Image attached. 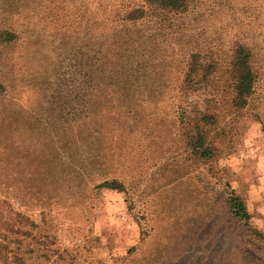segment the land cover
Wrapping results in <instances>:
<instances>
[{"label": "rangeland", "instance_id": "obj_1", "mask_svg": "<svg viewBox=\"0 0 264 264\" xmlns=\"http://www.w3.org/2000/svg\"><path fill=\"white\" fill-rule=\"evenodd\" d=\"M182 1L127 24L141 0H0V203L21 217L0 230L25 264H264V0ZM112 30L132 73L92 87Z\"/></svg>", "mask_w": 264, "mask_h": 264}, {"label": "trees", "instance_id": "obj_2", "mask_svg": "<svg viewBox=\"0 0 264 264\" xmlns=\"http://www.w3.org/2000/svg\"><path fill=\"white\" fill-rule=\"evenodd\" d=\"M142 4L136 5L134 8L126 12V14L123 17V20L126 21L127 24H136L139 21L144 20L146 15L149 13H154L157 10H166V11H175L179 10L183 7L182 0H141ZM149 8V9H148ZM114 33V34H113ZM118 32H115V30L111 32H104L99 33L97 36V39L102 41L103 39H106L109 43L102 45L100 44L92 56L93 61V71L92 75H90V81H92V87H102L107 89L109 87L110 82H116L118 80L119 75L116 76L115 71L118 69V67L125 70L127 73H132V69L126 68V62L122 61L121 64L123 66H118L119 63H117V56L119 52L127 51V46H124L123 41H128L129 39H123L122 42H119L117 40H114V35H117ZM8 40L12 39L14 36L12 34H7ZM111 41V42H110ZM126 44V43H125ZM105 46V48H103ZM137 48H132V52H136ZM249 54L242 48H239L235 52V58L233 61V69L235 72L236 80L234 85V103L236 106L244 107L246 105L247 99L250 96L252 89H253V82H254V76L249 68ZM84 76H87L88 74H85L83 71L80 72ZM125 75V74H124ZM122 76V74H120ZM88 79V78H87ZM102 81H107V83L104 86H99L100 83H103ZM109 81V82H108ZM86 88L89 87L87 85V82H84L83 84ZM82 86V87H84ZM125 87V86H123ZM200 139V138H199ZM201 140V139H200ZM200 146L203 147V143L200 141ZM208 149L203 150L201 152V157H205L208 155ZM95 189H102L106 191H117V192H125L124 186L121 184V182L117 180H105L101 182L100 184H97L95 186ZM230 207L232 210L233 215L240 219V220H248L249 215L245 210L244 205L239 201L238 198L231 196L230 197ZM4 203H0V220H4L5 223L10 222L12 215L16 218H21L17 214H13L12 211L7 207L4 208ZM10 231V230H8ZM6 234L2 233L0 230V264H25L24 260L21 256H19L17 253H15L9 246L10 241L7 240Z\"/></svg>", "mask_w": 264, "mask_h": 264}]
</instances>
